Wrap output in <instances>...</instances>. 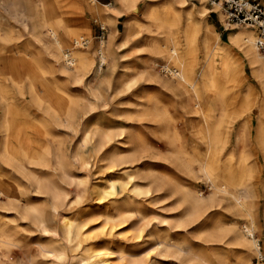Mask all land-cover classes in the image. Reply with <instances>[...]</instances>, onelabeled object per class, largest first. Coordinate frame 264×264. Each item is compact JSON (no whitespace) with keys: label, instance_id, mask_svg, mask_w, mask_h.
<instances>
[{"label":"rangeland","instance_id":"374dc122","mask_svg":"<svg viewBox=\"0 0 264 264\" xmlns=\"http://www.w3.org/2000/svg\"><path fill=\"white\" fill-rule=\"evenodd\" d=\"M50 1H53L58 13L73 31L67 42L71 51L74 37L84 36L90 40L86 48L78 46L75 49L87 52L93 59V65L98 61L96 56L100 28L101 25L105 26L104 53L108 62L99 71L102 78L93 80V86L99 95L97 100L93 95H89L80 83L71 81L58 71L59 64L52 53L62 55L66 48L59 47L48 36L47 46L37 39L39 31L47 33L44 26L46 12L42 5L43 0H0V78H5L2 84L7 87L10 96L17 101H23L25 109L30 112L26 124L33 129L31 148L39 151L43 145L51 151L50 155H46L41 150V154L47 156L44 164L23 161L22 171L19 172L7 167L0 160V175L7 174L11 180L18 178L21 187L29 189V193H20L21 204L28 209L41 207L50 214L47 221L50 232L45 233L31 218L21 220L15 213H8V216L16 219L14 224H18L17 228L8 229L17 232L19 243V248L14 247L13 252H9L15 261L14 264H73L81 250L90 248L103 249L112 264H130L132 258L128 255L131 254L136 255L135 258L139 260L137 264L147 261L151 264L158 255L168 254H175L173 257L168 255V258L173 259V262L168 264H238V249L230 244L233 238L226 225L235 220L239 227H250L249 220L245 216L232 214L228 207H223L219 213L216 208L211 209L206 221L192 222L186 217L190 205L183 200L179 192L180 186L191 185V182L201 196H207L214 190L201 173V165L197 160L207 151L199 129L202 120L199 112L201 107L206 108L209 105L215 110L221 131L222 140L215 142L220 150L218 165L220 168L230 167L233 178L240 179L242 185L239 189L244 195L243 200L245 205L252 209L253 218L256 220L253 234L264 252V79L261 80L258 75L252 73L250 64L229 41V33L239 28L255 30V36L257 29L235 24L231 25L230 30H225L223 19L225 22L227 20L217 3L213 4L212 0H187L188 8H194V11L202 4L210 11L206 21L213 26L214 34L219 33L217 45L227 48L232 62L228 67L231 77H220L217 80L219 86L228 92L227 96L224 99L219 97L212 100L202 97L203 100L197 107L196 94L188 89L185 100L193 111L188 114L181 109L174 93L152 82L140 80V74L150 68H154L162 77L169 76L166 71L162 72L160 65L169 57L174 46L171 34L176 31L175 28L163 26L160 29L152 23V32L144 33V38L138 35L127 37V15L116 17V37L131 39L120 48L121 52L117 53L109 40L110 21L95 18L94 14L88 12L86 1ZM109 1L114 3V0ZM137 1V11H140L147 5H156L162 9L169 0ZM260 1L264 3V0ZM122 32L124 33L121 34ZM202 42V37H199L193 61V74L198 80L201 79V74L209 75L208 67H205ZM151 46L156 48V53L166 57L158 61L154 50L150 49ZM155 61L158 62L156 67ZM15 63V72L10 75ZM115 63L119 65L120 71L125 72L121 78L117 76L121 72L113 70ZM31 68L36 69L34 73L30 71L31 75L45 78L52 110L73 102L81 104V113L84 114L82 121L87 119L86 129L90 133L87 139L82 137L78 127L70 128L51 123V119L40 111L42 107L30 93L32 78L28 77L26 70ZM221 70L222 68L218 67L216 73H221ZM17 77L24 78L21 89L10 79ZM86 80H90L88 75L84 76V81ZM91 103L95 104L96 108L90 113ZM6 105L7 100L3 99L0 93V106L5 109ZM156 112H160L162 117L156 118ZM3 116L0 111V126ZM17 118L22 116L17 115ZM165 125L175 136L176 145L171 144L163 135L162 128ZM106 133L108 137L105 136ZM20 142V139L16 141L15 148L17 152L23 153V145ZM100 142L103 146H100ZM114 142L119 144L125 154L130 147L134 155H127L121 161L109 163L106 155ZM178 151L197 173L193 181L181 169L177 170L176 165L168 158L171 153ZM80 161L84 162V165H80ZM239 162L243 164L242 167ZM64 169L69 174L67 178L63 177ZM149 170L157 177L156 183L162 187L159 195L153 192L146 196L133 191L134 182L141 185L142 189L148 186L155 189L156 184L151 183L153 178H142V173ZM34 177L41 180L47 188L67 191L69 199L54 201L50 193L46 192V188L37 190L32 186ZM79 179L85 180L88 188L84 194L76 197L75 184ZM111 190L114 194L107 197V191ZM113 197H116L123 207V221H106V216L111 210L108 202L110 203ZM4 198V195L0 196L1 200ZM98 198L102 200L99 201ZM53 204L59 211H64L67 218L78 224L82 231L81 247H74L66 241L63 227L57 221L58 212L54 210ZM4 219V215L0 214V238H3L6 232L2 225ZM218 219L221 220L220 223ZM157 227L168 232L176 241L182 242L186 253L177 254L171 251L165 254L159 250L151 234ZM44 248L52 252L62 250L63 254L58 257L44 254ZM118 250H123L126 258L118 259ZM7 251L9 249L6 247L1 249V253ZM258 257L260 256L253 252L249 264H256Z\"/></svg>","mask_w":264,"mask_h":264},{"label":"bare ground","instance_id":"6f19581e","mask_svg":"<svg viewBox=\"0 0 264 264\" xmlns=\"http://www.w3.org/2000/svg\"><path fill=\"white\" fill-rule=\"evenodd\" d=\"M84 1H86V4H88V12L94 14L95 18H101L104 21H110L111 32L109 40L111 42L113 37L112 31L115 27V16L113 13L115 15L120 14L121 16L127 15L126 21H128V27L125 32V36L127 37L138 35L144 38V33L148 34L152 32V23H155L160 29L163 26L176 29V31L171 34L174 46L170 50L169 57L164 59L162 63L163 65H160L162 72L163 70L166 71L169 76L162 77L156 73L154 68H150L140 74V80L152 82L153 84H156L159 87L165 88L166 90L174 93L178 97V102L181 109L186 111L188 114L193 113L189 107V104L185 100L189 90H192L196 94L198 101L197 107L200 106L203 100L202 97L212 100L219 97L224 99L227 96L228 92L225 88L221 87V85L219 86L217 80L220 77L224 79L231 77V72L229 73L228 71V67L231 66L232 63L231 57L228 55L227 48L217 45L220 35L219 33L214 34L213 26L206 21L207 14L210 11L207 9V7H205L204 4L198 6L195 4L197 9L194 11V8H188L187 0H169L166 1L167 3L163 5L162 9L156 5H147L143 7L142 10L137 11V0H114V3L107 5L102 4L97 0ZM147 1L150 2L151 0H146L145 2ZM42 5H44L46 12L44 26L47 29V33L45 34L43 31H39L36 36L37 39L42 41L47 46L48 36L49 39L54 40L59 45V47L66 48V52H63L62 55L56 52L52 53L51 51L52 56H54V59H56L59 64L58 71L65 77H68L71 81L73 80L74 82L80 83L89 95H93L94 98L98 100L99 95H97L93 86V80L95 79L96 81L97 79L102 78L99 71H101L108 62L104 53L105 40L100 39V41H98L96 56L98 61L93 65V59L89 57L87 52L75 49L78 46L86 48L89 46L88 43L90 40L86 39L84 36H79V38L74 37V45L71 51V48L67 42L68 39L72 37V29H70L68 23L65 22L63 17L58 13L57 7L53 1L43 0ZM217 5L222 7L220 3H217ZM223 22L225 30H230L231 25L236 24L229 25L224 19ZM101 26L105 27L104 25ZM254 31L248 29L247 27L239 28L238 30L229 33V41L230 45L237 48V51L240 52V55H242L246 62L250 64L252 73L256 76L258 75L262 80L264 79V55L257 47L256 43L259 36L257 33L256 37L254 35ZM199 37H202L203 39L202 45L204 52L203 54L205 55V67H208L209 74H201L202 77L200 80H198L193 74V61L196 55L195 46ZM150 49L154 50V52L156 51V48L153 46H151ZM155 56L157 57L158 61L166 57L164 54H158L156 52ZM16 65V63L12 65V71L10 75L13 74V71L15 72ZM157 65L158 62L155 61V67ZM218 67L222 68L221 73H216ZM119 68L120 67L117 63L113 65V70L115 69L116 72L120 71ZM35 70L36 69L31 68L28 71L26 70V73L28 74V77L32 78L30 93L31 96H35L37 99V104L42 107L40 111L42 110V113H44L47 118L51 119V123L65 125L70 128L78 127V131L81 133L82 137L87 139L90 133L87 132L86 129L87 119L82 121L84 114L82 115L81 113V104H76L73 102L52 110L50 108L52 102L50 101L49 96H47V82L43 76L30 74V71L34 73ZM78 72H82V74H78ZM120 72L121 74L117 75L119 78L125 74V72ZM85 75L90 77L88 82L87 80L84 81ZM207 77L209 78V82L206 80L208 79ZM10 79L20 89L24 85L23 77ZM4 80L5 78H0L1 97L7 100L5 109L0 106V111L4 115L0 126V136L2 137V141H0V160L7 167H11L19 172L22 171L21 168L23 161L44 164L45 158L47 156H44V154L42 155L41 152L43 151V153L46 155H50L51 151L48 147H44L43 145H41L42 148H40L39 151L34 149V147L31 148V145L33 144V129L26 124V118L29 117L28 113L30 112L25 109L23 101H20V99L17 101L15 98L13 99L10 96L8 90L6 89L7 87L5 88L2 84ZM262 82L264 81L262 80ZM95 108L96 105L91 103L89 105V112L91 113L93 110H95ZM214 111L215 110L211 105L206 108L203 106L200 109L199 113L201 114L202 120L199 129H201L202 139L206 143L207 151L202 153V155H200L197 159L201 165V173H203L205 179L208 183H210L211 188L214 190L207 196H201L199 194L200 192L198 193L196 191V188L192 182L191 185L180 186V195H182L183 200L188 202L190 205V209L186 214V217L192 222H202L203 220L206 221L205 219L209 216L211 209L216 208L218 210L217 212L219 213V210L223 207H228L232 214L245 216V218L249 220L250 227L248 225L239 227L235 220L227 223L226 226H228V230L231 232L233 238L230 244L235 245L238 249L240 256L238 258V264H249L251 254L253 252L256 255L263 257V259H260L259 264H264V252L261 251L260 243L258 240H256L253 234L256 226V220L253 218L252 209L245 205V201L243 200L244 195L241 193V189H239L242 183L240 179L235 180L233 178L230 167L220 168L217 162V157L220 154V150L218 147H216L215 142H220L222 138L220 137L221 131L220 128H218ZM17 115L22 116V118H17ZM161 117L162 114L160 112H156V118L159 119ZM162 132L171 144L176 145L177 141L175 136L172 135L171 129H169L167 125L163 126ZM100 134L102 135V133ZM105 136L108 137V133H106ZM19 139L21 141L20 143L23 145V153L17 152L15 148L16 141ZM100 146H103L101 142ZM109 149V153L106 155V160L109 163L121 161L127 155H134V151L133 149H130V147L128 153L125 154L124 150L120 149V146L117 142L112 143ZM168 158H170L171 163L173 162L176 165L177 170L181 169L191 181L197 177V173L187 161H184L180 151L171 153ZM239 164L240 167H242L243 164L241 162H239ZM80 165H84V162H82ZM149 171L143 172L142 178H153L151 179V183L156 184L154 187L155 189H153L151 186L142 189L141 185L134 182L133 191L146 196L153 194V192H157L159 195L160 191H162V187L160 184L156 183L157 177L151 173L152 169L150 172ZM63 177H69L67 170L64 171ZM18 180V178L11 180L9 177H7V174L0 175V196H5L4 199H0V214L4 215L5 219L3 220L2 225L6 231L3 238H0V264H14L15 261L10 257L9 252H13L12 250L14 247L19 248L18 239L16 238L17 232L8 231L10 228H17L18 225L14 224L16 219L8 216L9 212L15 213L16 217L18 216L21 220L31 218L32 222L38 225V228H40L43 232H50L47 224L49 219L48 216L50 214L47 211H44L41 207L37 206L33 207L32 209H28L27 206L21 204L19 198L20 193H29V189L21 187L22 185ZM31 183L32 186L37 190H43L46 188V192L50 193L54 201H65L67 198L69 199L67 191H60L52 187L47 188L41 180H37L35 177L32 179ZM75 187L74 195H76V197H80L81 193L85 192L88 188L86 186V181L82 179H79L76 182ZM106 194L107 197H111V195L114 194V191H107ZM116 197L111 198L110 203L108 202V204L111 205V210L109 215L106 216L107 222L116 220L123 221V207L118 202ZM101 200L102 199H99V201ZM52 206L54 210L58 212L59 218H57V221L58 224L60 223L63 227L62 230L65 234L66 241L69 244H72L74 247H81L83 239L80 237V234L82 231L78 227V224H75L76 221L67 218V216L63 213L64 211H59L55 204ZM220 222L221 220L218 219V223ZM113 226L114 225H112V227ZM55 233L58 234V232ZM151 234L154 240H156L155 245H157V248L165 254H168L171 251L176 252L177 254L186 253L182 242L176 241L170 236L168 232L162 231L160 227H157L154 231H152ZM3 247L8 248L9 251L1 253V249H3ZM43 253H49L54 257H58L59 255L63 254V251L58 250L56 252H52L47 248H44ZM123 253V250H118L117 258H124L125 255ZM168 255L172 257L175 256V254ZM168 255H158L153 260V263L151 262V264H168L173 262V259L171 260L168 258ZM108 256L109 255L106 254L103 249L90 248L84 251L81 250L76 255L74 259L75 262L73 264H112L111 259H109ZM128 257H130V259L132 258L130 264H137V261H139L137 258H135L136 255L134 254L128 255ZM7 258L10 260H7ZM144 264H150V262L147 261ZM199 264L205 263L199 262Z\"/></svg>","mask_w":264,"mask_h":264},{"label":"built area","instance_id":"2783aa9c","mask_svg":"<svg viewBox=\"0 0 264 264\" xmlns=\"http://www.w3.org/2000/svg\"><path fill=\"white\" fill-rule=\"evenodd\" d=\"M212 2L221 4L229 25L245 24L257 29L259 37L256 44L264 55V3L260 0H212ZM98 38H105V27L101 26ZM260 259L263 257H258V262Z\"/></svg>","mask_w":264,"mask_h":264},{"label":"crops","instance_id":"0c3cea01","mask_svg":"<svg viewBox=\"0 0 264 264\" xmlns=\"http://www.w3.org/2000/svg\"><path fill=\"white\" fill-rule=\"evenodd\" d=\"M98 2H100V3H102V4H105V5H107V4H112V2L111 1H109V0H97ZM113 15L115 16V18L116 17H121V15L119 14V15H115L114 13H113ZM125 29H126V27H125ZM113 37H112V43H113V47H114V50L117 52V53H120L121 52V47L122 46H125L126 45V43L127 42H129L131 39H125V37L124 38H120V37H116L117 36V29H116V27H114V29H113ZM124 32H122L121 34H123ZM142 38V37H141ZM122 41V42H121ZM121 43V44H120Z\"/></svg>","mask_w":264,"mask_h":264}]
</instances>
